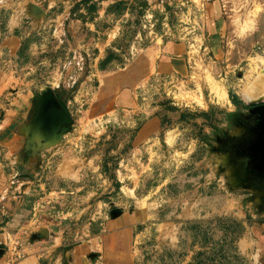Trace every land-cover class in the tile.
<instances>
[{
  "label": "rangeland",
  "instance_id": "374dc122",
  "mask_svg": "<svg viewBox=\"0 0 264 264\" xmlns=\"http://www.w3.org/2000/svg\"><path fill=\"white\" fill-rule=\"evenodd\" d=\"M0 75V122L29 144L16 170L66 188L41 189L45 233L137 211V264L259 263L264 0H0ZM193 150L215 157L209 184Z\"/></svg>",
  "mask_w": 264,
  "mask_h": 264
},
{
  "label": "crops",
  "instance_id": "0c3cea01",
  "mask_svg": "<svg viewBox=\"0 0 264 264\" xmlns=\"http://www.w3.org/2000/svg\"><path fill=\"white\" fill-rule=\"evenodd\" d=\"M7 78V75H0V109L6 104L1 84ZM11 102L13 105L17 103L15 99ZM5 120L0 122V264H137L138 257L132 237L133 227L137 221V211L133 213L124 211L117 217H109L105 220L101 218L98 221L96 233L89 236L73 238L70 234H65L60 227L51 230L52 226H47L52 233H45L46 224H41L40 216L47 205L40 203L39 196L41 189L45 186L48 190H57L58 187L55 186L57 179L54 180L52 176L51 180L50 176L49 179L44 178L33 168H30L32 173L30 177H25L16 170L25 149H29V144L24 143L22 149V143L18 142L17 135L14 133L15 128L9 123V116L8 122ZM40 143L46 146L55 145V142ZM39 144L37 143L32 149L29 163L36 157L37 159L40 157L38 153H44L39 149L41 145ZM34 151H37V155ZM42 157L45 156L42 154ZM179 157L176 158L175 173L183 182L185 172L182 163L185 162V157ZM187 157L191 158L192 171H195L196 176L205 179L204 184H209L212 179H215L213 177L214 155L204 159V156H196L193 150L186 159ZM223 157L222 167L225 173L226 170L231 173L232 165L228 162L229 158L224 155ZM25 167L29 169L31 166ZM132 171L133 174L137 173L136 170ZM228 178V184H231L232 179L230 176ZM66 180L64 178L63 182ZM247 181L246 175L245 181L241 182V187L246 185ZM65 189L58 188V191H65ZM245 192L243 194L246 198L243 200L245 199L247 203L252 202L253 199L258 201V195H262V192L258 194L256 189L250 187ZM147 194H151V191ZM225 195L228 196V194ZM229 200L227 198L225 202ZM144 208L143 213L147 217L148 207ZM213 211H215L214 208H212ZM193 213L194 211L191 214ZM251 226H254L256 230V226L261 227L255 240L258 244L256 258L259 262L257 264H264V224L254 223Z\"/></svg>",
  "mask_w": 264,
  "mask_h": 264
},
{
  "label": "bare ground",
  "instance_id": "6f19581e",
  "mask_svg": "<svg viewBox=\"0 0 264 264\" xmlns=\"http://www.w3.org/2000/svg\"><path fill=\"white\" fill-rule=\"evenodd\" d=\"M254 97V96H253ZM250 98H252V97H250Z\"/></svg>",
  "mask_w": 264,
  "mask_h": 264
},
{
  "label": "water",
  "instance_id": "95a60500",
  "mask_svg": "<svg viewBox=\"0 0 264 264\" xmlns=\"http://www.w3.org/2000/svg\"><path fill=\"white\" fill-rule=\"evenodd\" d=\"M42 102V101H41ZM47 143V142H46Z\"/></svg>",
  "mask_w": 264,
  "mask_h": 264
}]
</instances>
